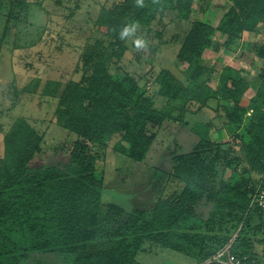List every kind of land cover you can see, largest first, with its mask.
<instances>
[{"label":"trees","instance_id":"16d2710c","mask_svg":"<svg viewBox=\"0 0 264 264\" xmlns=\"http://www.w3.org/2000/svg\"><path fill=\"white\" fill-rule=\"evenodd\" d=\"M195 1L160 0L154 5L145 0L146 7L138 8L135 0H125L102 11L98 27L114 44L95 43L82 58L81 80L68 83L58 95L55 122L77 140L70 164L36 163L44 136L26 120L17 121L6 135L0 157V264H26L41 254L63 255L67 264H146L158 249L206 264L228 246L245 264H262L257 245H264V209L255 199L253 174L264 173V45L255 50L263 64L260 82L245 106L241 103L251 84L242 72L224 68L220 86L213 90L215 62H206L216 37L233 49L244 34L264 26V0H228L233 6L217 28L195 20ZM169 12L191 28L176 58L185 80L169 72L159 75L158 96L168 106L158 110L154 99L139 92L135 79L113 76L110 67L126 53L118 39L124 25L135 22L137 34L146 36L156 19ZM211 100L232 105L227 118L242 129L234 138L238 152L224 150L212 139L213 123L194 125L200 142L191 153L173 159L172 177L184 185L181 193L159 199L147 213L133 211L118 235L110 236L105 228L115 222L111 212L122 217L124 211L104 204V179L94 152L119 137L114 151L143 163L156 140L149 126L161 125L177 112L183 123L191 104L205 108ZM243 165L236 182H229V172ZM202 208L210 209L207 219L199 214ZM95 243L103 246L89 255L96 251L86 247Z\"/></svg>","mask_w":264,"mask_h":264},{"label":"rangeland","instance_id":"374dc122","mask_svg":"<svg viewBox=\"0 0 264 264\" xmlns=\"http://www.w3.org/2000/svg\"><path fill=\"white\" fill-rule=\"evenodd\" d=\"M124 1L0 0V157L4 155L6 135L17 121L26 120L44 136L42 153L36 163L59 166L71 163L72 148L77 140L55 122L58 95L68 83L81 80L82 58L95 43L102 42L105 47L114 44L98 27V19L104 9ZM232 6L228 0H196L192 11L196 21L217 28ZM190 28L175 12L159 16L146 35L151 42L150 50L136 52L131 40L122 41L126 53L122 60L111 65V74L132 77L138 82L140 93L154 99L158 110H166L167 101L158 96L157 78L162 72H169L179 81L185 80L184 69L176 67V58ZM222 44L216 37L213 52L206 62L209 66L212 60L215 62L210 87L219 88L224 68L241 71L251 84L241 103L245 106L254 98L260 82L258 75L263 64L255 57V50L264 45V26L255 33L244 34L233 49ZM231 113V104L211 100L205 108L191 104L183 123L178 120L177 112L173 117H166L163 124L149 126V134L155 135L156 140L143 163L114 151L119 137L105 149L94 152L104 179V204L124 211L122 217H117L116 211L111 212L115 222L105 228L110 236L118 235L133 211L147 213L159 199L181 193L184 185L172 177L173 159L191 153L200 142L192 132L194 125L213 123L212 139L224 150L238 152L234 138L242 135V129L230 124L227 116ZM251 114L246 116L247 122ZM242 168L245 165L229 172V182H236ZM253 175L258 184L261 175ZM199 214L207 219L210 209H199ZM102 233L105 234L103 230ZM102 246L103 243H95L86 250L93 252ZM257 249L264 264V245H257ZM148 261L151 264H196L193 259L165 249H158ZM26 264H67V259L63 255L41 254L34 255Z\"/></svg>","mask_w":264,"mask_h":264},{"label":"clouds","instance_id":"9594fccd","mask_svg":"<svg viewBox=\"0 0 264 264\" xmlns=\"http://www.w3.org/2000/svg\"><path fill=\"white\" fill-rule=\"evenodd\" d=\"M154 5H160V0H152ZM136 7L144 8L145 0H135ZM139 25L135 22L124 25L118 34L121 41L131 40L136 52H147L150 50V40L143 34H137Z\"/></svg>","mask_w":264,"mask_h":264},{"label":"built area","instance_id":"2783aa9c","mask_svg":"<svg viewBox=\"0 0 264 264\" xmlns=\"http://www.w3.org/2000/svg\"><path fill=\"white\" fill-rule=\"evenodd\" d=\"M260 182L257 184L256 198H258V203L260 208L264 209V173L260 176ZM206 264H245L238 257L234 256L230 252V246L226 247L219 254L214 256L212 260L208 261Z\"/></svg>","mask_w":264,"mask_h":264}]
</instances>
